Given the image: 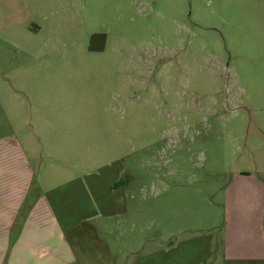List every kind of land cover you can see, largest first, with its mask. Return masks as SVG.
Wrapping results in <instances>:
<instances>
[{
  "label": "rangeland",
  "instance_id": "rangeland-1",
  "mask_svg": "<svg viewBox=\"0 0 264 264\" xmlns=\"http://www.w3.org/2000/svg\"><path fill=\"white\" fill-rule=\"evenodd\" d=\"M12 139L32 176L6 251L49 190L80 182L64 206H105L115 181L118 216L89 218L108 245L210 232L215 251L264 252V0H0Z\"/></svg>",
  "mask_w": 264,
  "mask_h": 264
},
{
  "label": "crops",
  "instance_id": "crops-1",
  "mask_svg": "<svg viewBox=\"0 0 264 264\" xmlns=\"http://www.w3.org/2000/svg\"><path fill=\"white\" fill-rule=\"evenodd\" d=\"M37 32L35 28L33 33ZM31 176L32 168L20 150L18 141L0 140V264H264V252L215 251L210 232L174 238V242L166 244L154 243L155 236L150 238L148 244H141L143 248H140L141 245L130 247L116 238V242L111 241L109 246L102 234L111 233L110 223L103 221L94 224L89 218L118 216L120 212L117 206L122 203V198L114 196L122 185H114L115 181L100 185L111 196L106 199L105 206H64V193L70 190L73 183V190H81L80 182L49 190L46 198L42 197L27 210L20 232L6 251L4 243L10 241L8 228L14 223L22 206ZM84 187L87 188V185ZM75 205L78 206L74 211L87 208L91 212L85 219L70 223L66 220V213ZM54 211L61 218V223ZM63 223L65 226H61ZM41 231L42 235L37 234Z\"/></svg>",
  "mask_w": 264,
  "mask_h": 264
},
{
  "label": "flooded vegetation",
  "instance_id": "flooded-vegetation-1",
  "mask_svg": "<svg viewBox=\"0 0 264 264\" xmlns=\"http://www.w3.org/2000/svg\"><path fill=\"white\" fill-rule=\"evenodd\" d=\"M138 83H139V85H141L142 88H143L144 90H146V92H147L148 84H151V83H152V80H150V81H149V79L146 80V79L144 78V76L142 75V76H140V80L138 81Z\"/></svg>",
  "mask_w": 264,
  "mask_h": 264
},
{
  "label": "trees",
  "instance_id": "trees-1",
  "mask_svg": "<svg viewBox=\"0 0 264 264\" xmlns=\"http://www.w3.org/2000/svg\"><path fill=\"white\" fill-rule=\"evenodd\" d=\"M98 35H101V34H93V35H92V38H94L95 36H98ZM101 37H102L103 39L105 38V36H104L103 34L101 35ZM101 49H102V48H101Z\"/></svg>",
  "mask_w": 264,
  "mask_h": 264
}]
</instances>
